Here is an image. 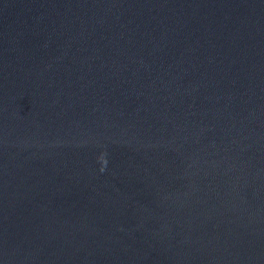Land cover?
Returning a JSON list of instances; mask_svg holds the SVG:
<instances>
[{"label": "water", "instance_id": "water-1", "mask_svg": "<svg viewBox=\"0 0 264 264\" xmlns=\"http://www.w3.org/2000/svg\"><path fill=\"white\" fill-rule=\"evenodd\" d=\"M0 264H264V0H0Z\"/></svg>", "mask_w": 264, "mask_h": 264}]
</instances>
